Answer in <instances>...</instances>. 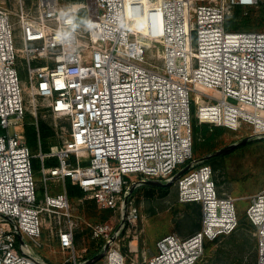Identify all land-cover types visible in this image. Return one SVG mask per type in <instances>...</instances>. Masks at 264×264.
<instances>
[{"label":"built area","instance_id":"1","mask_svg":"<svg viewBox=\"0 0 264 264\" xmlns=\"http://www.w3.org/2000/svg\"><path fill=\"white\" fill-rule=\"evenodd\" d=\"M14 2V12L0 5V129L5 130L0 135V264H51L34 245H43V228L52 216L68 218L56 226L65 258L60 264L87 263L88 250L76 247L66 189L49 192L48 182L67 178L99 208L122 212L117 231L105 221L88 223V229L94 240L111 243L105 264H126L116 238L124 224L139 217L129 201L131 187L172 181L187 165L177 179L179 201L200 204L201 228L187 237L164 236L146 264H198L206 241L232 234L240 219L236 198L220 194L213 167L200 161L192 166L191 104L200 124L234 131L248 125L253 130L247 136H264V31L226 29L236 7L248 11L264 3ZM83 9L85 28L78 25ZM17 28L22 49L14 46ZM18 56L27 64L28 86L19 79ZM39 99L51 115L68 121L69 138L49 153L41 151L39 141L34 154L25 121L32 108L38 129ZM34 158L41 160L46 184L42 204ZM48 158L58 164L46 166ZM246 215L256 229L257 264H264V189L250 197Z\"/></svg>","mask_w":264,"mask_h":264},{"label":"rangeland","instance_id":"2","mask_svg":"<svg viewBox=\"0 0 264 264\" xmlns=\"http://www.w3.org/2000/svg\"><path fill=\"white\" fill-rule=\"evenodd\" d=\"M264 3V0H261ZM0 5L7 7L10 11H15L14 0H0ZM64 8L67 1H62ZM257 10V9H254ZM252 10H248L251 12ZM235 14L232 11L229 17ZM244 15H248L245 11ZM253 19L243 31H264V28ZM256 19V20H255ZM13 22L16 21L14 15L11 16ZM88 24V12L83 9L78 15V25ZM14 46L16 49L24 48L20 37V30L17 28L14 32ZM156 50H152L155 53ZM16 68L19 79L25 86L29 85L28 67L21 59L17 58ZM28 91V90H27ZM26 100L29 102V93H26ZM194 94H192V98ZM193 100V99H192ZM40 111L39 118L48 124L56 132L53 139V147L62 145L69 138L68 121L55 118L44 106L45 101L39 99ZM30 103V102H29ZM31 107V104H30ZM196 105L191 104L192 124L200 126L195 118ZM28 115L33 117L31 112ZM211 128L208 140L199 132L194 134L193 156L191 161L195 167L196 162L203 157L211 155L221 149L239 144L244 139H249L242 145H237L227 152L215 156L209 165L214 168L215 180L220 194L236 198V207L240 219L238 229L226 236H221L212 241H206L204 255L198 264H255V227L249 222L246 210L250 204V197L264 189V136L250 138L252 127L244 125L240 131L230 130L224 127H218L208 124ZM215 128L221 129L217 134ZM13 132V129L11 130ZM213 133L214 136L210 137ZM5 134V130L0 129V135ZM211 138V139H209ZM185 174V173H183ZM181 174V175H183ZM179 176H176L177 179ZM35 177L38 184L37 200L42 204L45 197L46 184L41 178L40 172L35 170ZM177 179L169 186H154L147 184L133 185L130 200L138 209L139 217L136 222L124 224L118 232L116 243L121 252L127 257L126 264H146L157 252V242L166 235L176 233L181 237H187L201 228V206L197 203H182L179 201V190ZM50 194H58L65 191V183L48 182ZM91 199L84 194L83 199L74 197L71 202V220L76 227V247L78 251L87 249L89 263L100 255L105 247V242H99L92 238L88 229V223L109 222L116 226L117 231L120 224H117L122 216L121 211L99 208L90 203ZM68 222L64 217H48L43 228V245L35 246L36 253L51 264H60L65 258L61 254L56 226L61 221ZM106 256L93 263L105 264Z\"/></svg>","mask_w":264,"mask_h":264},{"label":"trees","instance_id":"3","mask_svg":"<svg viewBox=\"0 0 264 264\" xmlns=\"http://www.w3.org/2000/svg\"><path fill=\"white\" fill-rule=\"evenodd\" d=\"M71 1L81 3L84 2L85 0H71ZM234 10H235V14L232 17H229L226 21V29L228 31H243L244 28H246L248 24L251 23L253 19L252 16L253 14L257 19V23H259V25H261V27L264 28V7H261L257 10L250 9L252 11L251 12L247 11L248 15H244L245 11L240 7H236ZM210 130L211 128L208 124H203L201 125V127L199 125L198 126L193 125V136L194 134L196 136L200 132L202 136H204L208 140L209 137L208 134ZM220 130L221 129L219 128H215L214 132L217 134ZM25 135H26L27 143L34 154H37L40 151L39 141L41 144V151L43 153H49L51 151V148L53 147V139L56 137V132L54 131L53 128H51L40 118L38 119V129H37L34 117L27 115L25 121ZM212 136H214L213 133L210 135V137ZM213 158L209 160H205V164L211 163ZM203 159L204 157L202 158V160ZM57 164H58V160L56 158H48L45 160L46 166H55ZM187 167L188 165L185 166L184 169H186ZM33 168L34 170H38V171L40 170L41 160L39 158L33 159ZM65 182H66L65 183L66 191L70 199L74 197L83 199L84 192L76 182L72 181L70 178H67ZM90 203H94V205H96L95 201L93 200H91ZM255 253H256L255 264H257L256 242H255Z\"/></svg>","mask_w":264,"mask_h":264},{"label":"water","instance_id":"4","mask_svg":"<svg viewBox=\"0 0 264 264\" xmlns=\"http://www.w3.org/2000/svg\"><path fill=\"white\" fill-rule=\"evenodd\" d=\"M249 139H244L243 141H241L239 144L237 145H242L244 143H246ZM237 145H234V146H230V147H227V148H224V149H221L211 155H208V156H205L203 160H209L215 156H218V155H221L225 152H227L228 150H230L231 148H234L235 146ZM188 168L184 169L183 171H181L177 176L185 173L187 171ZM177 179V177H175L172 181H158V180H147V181H144V184H147V185H154V186H169L171 185L173 182H175V180ZM20 238V237H19ZM110 242H108L105 247H104V250L103 252L98 255L95 259H93L92 261H90L89 263H86V264H93L101 259H103L105 256H106V253H107V250L110 246Z\"/></svg>","mask_w":264,"mask_h":264}]
</instances>
